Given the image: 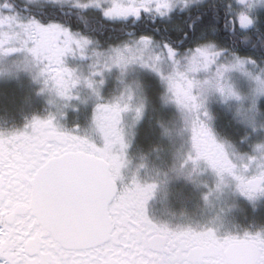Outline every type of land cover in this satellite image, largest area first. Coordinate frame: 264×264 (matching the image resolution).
I'll return each instance as SVG.
<instances>
[{
  "label": "snow or ice",
  "instance_id": "obj_1",
  "mask_svg": "<svg viewBox=\"0 0 264 264\" xmlns=\"http://www.w3.org/2000/svg\"><path fill=\"white\" fill-rule=\"evenodd\" d=\"M28 2H0V56L27 60L63 104L0 132V264H205L148 218L156 185L122 170L149 107H174L176 134H190L180 172L204 163L218 191L228 176L247 199L264 197V0ZM113 71L119 89L106 98Z\"/></svg>",
  "mask_w": 264,
  "mask_h": 264
},
{
  "label": "rangeland",
  "instance_id": "obj_2",
  "mask_svg": "<svg viewBox=\"0 0 264 264\" xmlns=\"http://www.w3.org/2000/svg\"><path fill=\"white\" fill-rule=\"evenodd\" d=\"M20 1L27 6L31 5L28 0ZM210 1L215 0H207V2ZM220 1L221 3L227 2V0ZM39 2L46 3L47 0H39ZM55 39L56 36L51 32H44L40 35V40L45 45L54 43ZM67 63L70 67L75 66L71 58L67 60ZM10 69L13 72L11 76L6 74ZM81 70L86 73L87 67L84 66ZM34 76H36V69L31 67L23 57L0 56V98L3 97V101H10L4 103L6 104L4 110H2L3 104L0 105V132L22 131L27 120L33 116L44 118L50 111L55 112L62 107L63 102L55 94L43 95L44 92H40L43 84L38 79L34 80ZM133 78L134 74L130 73L128 79ZM105 83L110 84L111 87L108 93L102 91V95L107 94L105 97L111 98L109 94L114 96L119 89L117 73L115 71L105 73ZM85 92L86 90L82 89L81 95ZM7 93L12 94L13 97L7 96ZM14 107L15 110H12ZM145 124L147 134L142 135L148 141L145 151L138 154L139 152L132 150V145L128 150L130 163L127 167L156 169L163 175L171 176L174 183L183 181L188 183L195 194L196 231L212 233L214 239L222 237L231 239L238 234L248 232L264 233V223L253 217L254 214H259L260 210L264 211V197H258L255 200L247 199L237 189V181L228 176H225L221 189L218 191L216 189L218 177L204 163H201L195 171L189 164L180 172V166L187 155L190 134L188 132L181 135L176 134L175 129L179 127V124L174 107L170 109L167 116H163L159 111H153L150 106L144 127H146ZM164 128L173 130L172 140L162 135ZM201 151L209 160L219 159L216 150L207 142H202ZM189 172H192L190 179L187 178ZM255 178L247 177L243 181L244 185Z\"/></svg>",
  "mask_w": 264,
  "mask_h": 264
},
{
  "label": "flooded vegetation",
  "instance_id": "obj_3",
  "mask_svg": "<svg viewBox=\"0 0 264 264\" xmlns=\"http://www.w3.org/2000/svg\"><path fill=\"white\" fill-rule=\"evenodd\" d=\"M48 93L51 92L46 90L43 95H49ZM109 95L112 97V94ZM146 128L147 126H142L135 142L132 143V150L139 152L138 154L145 151L148 142L145 140L146 137L142 136L146 135ZM122 174L125 181L135 175L142 184L156 185L147 201L148 218L153 223L167 224L181 233L182 243L197 259L203 260L205 264H228L226 253L229 246L241 245L244 247L242 251L251 255L242 257L238 264H264V233L248 232L231 239L225 237L214 239L212 233L196 231L195 194L188 183L184 181L174 183L171 176L163 175L156 169L126 167ZM252 181L246 182L245 187L252 189L250 184Z\"/></svg>",
  "mask_w": 264,
  "mask_h": 264
},
{
  "label": "water",
  "instance_id": "obj_4",
  "mask_svg": "<svg viewBox=\"0 0 264 264\" xmlns=\"http://www.w3.org/2000/svg\"><path fill=\"white\" fill-rule=\"evenodd\" d=\"M259 183L258 179L253 180L250 184H252V187L255 188ZM244 247L241 245H231L229 246L227 250V259H228V264H238L242 257H249L251 254L250 253H244L242 251Z\"/></svg>",
  "mask_w": 264,
  "mask_h": 264
},
{
  "label": "trees",
  "instance_id": "obj_5",
  "mask_svg": "<svg viewBox=\"0 0 264 264\" xmlns=\"http://www.w3.org/2000/svg\"><path fill=\"white\" fill-rule=\"evenodd\" d=\"M10 2L11 3H14V4H16L18 7H19V5H25L24 3H22L20 0H10ZM215 3H221V1L219 0V1H217V0H215V1H210V2H208V4L209 5H212V4H215ZM42 4H44V3H42ZM29 9H31L32 8V5H29V6H27ZM57 7H59V6H57ZM21 10V12H23V9H20ZM62 11H67V8H65V9H63ZM226 19H227V17L226 16H224L223 17V19H222V25H223V23L224 22H226ZM14 89H16V88H14ZM13 89V90H14ZM7 96H12V94H6ZM19 96V95H18ZM13 97V96H12ZM17 97V96H16ZM14 100V99H13ZM9 100H4L3 101V97H2V99L0 98V105L1 104H3L2 106H3V108H2V110H4V105H6V104H4V103H9L8 102ZM17 104V103H16ZM19 106V105H18ZM15 107H17V105L15 106ZM15 107H14V109H12V110H15ZM21 108V107H20ZM149 133V132H148ZM146 134H147V128H146ZM263 210H264V208H263ZM254 219H256V220H259V221H261V222H263L264 223V211L263 212H261V210L259 211V214H254Z\"/></svg>",
  "mask_w": 264,
  "mask_h": 264
}]
</instances>
